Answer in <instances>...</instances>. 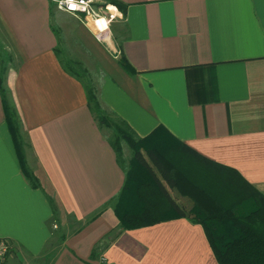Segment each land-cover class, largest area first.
Listing matches in <instances>:
<instances>
[{"label": "crops", "instance_id": "1", "mask_svg": "<svg viewBox=\"0 0 264 264\" xmlns=\"http://www.w3.org/2000/svg\"><path fill=\"white\" fill-rule=\"evenodd\" d=\"M101 1L112 7L104 39L98 20L53 0H0V78L38 184L24 172L0 90L6 264H219L204 226L188 218L121 227L114 202L126 165L62 60L87 55L93 68L75 61L100 107L136 138L162 126L196 174L206 158L264 194V0Z\"/></svg>", "mask_w": 264, "mask_h": 264}, {"label": "trees", "instance_id": "2", "mask_svg": "<svg viewBox=\"0 0 264 264\" xmlns=\"http://www.w3.org/2000/svg\"><path fill=\"white\" fill-rule=\"evenodd\" d=\"M114 3L118 2L114 0ZM62 63L68 72L83 80L90 108L99 123L114 129L116 137L111 143L118 159L121 160L123 140L133 150L124 187L114 202L123 229L188 218L204 226L219 264H264V194L236 171L206 158L198 161V166L204 163L199 167L203 172L198 170L196 174V165H188L191 163L182 160L186 156L177 154L179 147L186 149L185 146L162 126L145 138H136L125 122H115L105 114L80 64L70 59ZM121 63L126 70L134 72L125 58H121ZM0 90L6 121L24 172L34 185H38L25 161L26 141L17 111L7 99L3 77ZM170 189L189 199L191 207L178 202Z\"/></svg>", "mask_w": 264, "mask_h": 264}, {"label": "built area", "instance_id": "3", "mask_svg": "<svg viewBox=\"0 0 264 264\" xmlns=\"http://www.w3.org/2000/svg\"><path fill=\"white\" fill-rule=\"evenodd\" d=\"M57 7L69 14L80 16L83 15L88 18H92L98 21H105V14L112 7L108 6L101 0H72L77 5L75 9L70 8L67 0H53ZM108 34V30L105 28L98 33L100 39H104ZM12 245L6 238L0 237V264H6L9 254L11 253Z\"/></svg>", "mask_w": 264, "mask_h": 264}, {"label": "rangeland", "instance_id": "4", "mask_svg": "<svg viewBox=\"0 0 264 264\" xmlns=\"http://www.w3.org/2000/svg\"><path fill=\"white\" fill-rule=\"evenodd\" d=\"M69 41L72 42V43H75V41L74 42L71 41V38L70 37H69ZM76 48L77 47L74 44L73 50H75ZM70 60H72V61L73 60L74 61L75 60L76 61H80L82 64H86L87 66L92 67V65H90V64H92L90 62V59L87 57V55H84L82 53H78V52L76 53L75 51L71 52L70 53ZM11 105L15 108V106L13 104H11ZM17 115H18V113H17ZM18 118H19V115H18ZM19 120H20V118H19ZM114 121H116V120L114 119ZM109 132H110V137H111L110 139L111 140L115 139L116 134H115L114 129L110 128V131ZM120 153H121V160H122V162L126 165V168L129 169L130 168V165H131L132 158H133V150H132V148L130 146H128V144L124 140L121 142Z\"/></svg>", "mask_w": 264, "mask_h": 264}, {"label": "snow or ice", "instance_id": "5", "mask_svg": "<svg viewBox=\"0 0 264 264\" xmlns=\"http://www.w3.org/2000/svg\"><path fill=\"white\" fill-rule=\"evenodd\" d=\"M68 4L70 7H72L73 9L77 7V5L75 3L72 2V0H67ZM99 23H103V22H99Z\"/></svg>", "mask_w": 264, "mask_h": 264}, {"label": "clouds", "instance_id": "6", "mask_svg": "<svg viewBox=\"0 0 264 264\" xmlns=\"http://www.w3.org/2000/svg\"><path fill=\"white\" fill-rule=\"evenodd\" d=\"M70 8H72V7H70ZM74 9H75V8H74ZM99 22H103L102 24H101V23H99V24H100V26H101V28H105V27H107V25H106L105 21L101 20V21H99Z\"/></svg>", "mask_w": 264, "mask_h": 264}]
</instances>
